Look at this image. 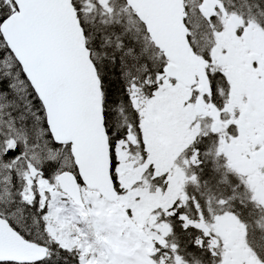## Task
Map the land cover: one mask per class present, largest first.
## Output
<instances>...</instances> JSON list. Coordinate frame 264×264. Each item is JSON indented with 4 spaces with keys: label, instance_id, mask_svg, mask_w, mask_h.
I'll use <instances>...</instances> for the list:
<instances>
[{
    "label": "snow or ice",
    "instance_id": "obj_1",
    "mask_svg": "<svg viewBox=\"0 0 264 264\" xmlns=\"http://www.w3.org/2000/svg\"><path fill=\"white\" fill-rule=\"evenodd\" d=\"M0 264H264V0H0Z\"/></svg>",
    "mask_w": 264,
    "mask_h": 264
}]
</instances>
